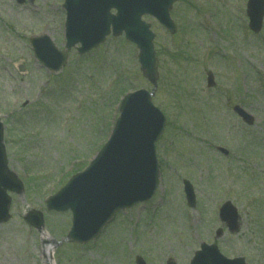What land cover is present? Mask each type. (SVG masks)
Wrapping results in <instances>:
<instances>
[{
	"label": "rangeland",
	"instance_id": "rangeland-1",
	"mask_svg": "<svg viewBox=\"0 0 264 264\" xmlns=\"http://www.w3.org/2000/svg\"><path fill=\"white\" fill-rule=\"evenodd\" d=\"M246 3L178 0L174 36L143 18L158 62L152 103L166 118L155 146L159 186L149 202L119 211L94 241L77 245L65 240L70 212L48 211L45 200L105 144L121 92L153 86L123 38L85 56L72 50L61 72L48 73L29 40L46 35L63 50V0H0V121L8 168L24 186L10 195L9 218L0 224V264H135L136 256L146 264H189L201 243L264 264V17L254 35ZM237 105L252 126L233 113ZM183 180L193 186L194 208ZM226 202L240 217L233 233L219 220ZM32 211L42 214L40 230L25 221Z\"/></svg>",
	"mask_w": 264,
	"mask_h": 264
},
{
	"label": "water",
	"instance_id": "water-1",
	"mask_svg": "<svg viewBox=\"0 0 264 264\" xmlns=\"http://www.w3.org/2000/svg\"><path fill=\"white\" fill-rule=\"evenodd\" d=\"M175 1L65 0L66 51L58 52L45 37L31 40L34 53L42 64L57 72L65 65L67 52L76 44H81L78 52L84 54L103 43L110 32L115 37L124 33L126 39L140 50L138 59L144 76L155 84L157 75L152 36L140 17L144 14L154 16L173 33L175 28L168 11ZM111 9L116 10L115 16L110 14ZM263 15L264 0H249L247 16L253 32L260 31ZM234 111L246 124L252 125L250 115L238 107ZM164 124V118L152 106L150 95L145 91L129 94L123 100L120 118L109 142L83 173L74 176L48 202L49 210L72 212L70 241L84 243L91 240L118 210L130 209L151 199L159 183L153 144ZM17 183L6 167L0 124V223L8 219L6 191L19 192L21 186ZM184 193L188 206L194 207V193L187 181H184ZM38 217L32 216L28 220L36 228L42 223ZM220 219L230 232L238 228V214L230 203L221 208ZM220 235L221 232H217V236ZM200 250L191 264H245L242 259H225L215 246L202 244ZM136 264L145 263L137 257Z\"/></svg>",
	"mask_w": 264,
	"mask_h": 264
},
{
	"label": "bare ground",
	"instance_id": "bare-ground-1",
	"mask_svg": "<svg viewBox=\"0 0 264 264\" xmlns=\"http://www.w3.org/2000/svg\"><path fill=\"white\" fill-rule=\"evenodd\" d=\"M46 255L48 254L49 256L51 255V247L49 245H45L44 246V251H43ZM47 261V260H46ZM50 262V261H49ZM46 263V262H45ZM51 264V263H50Z\"/></svg>",
	"mask_w": 264,
	"mask_h": 264
}]
</instances>
